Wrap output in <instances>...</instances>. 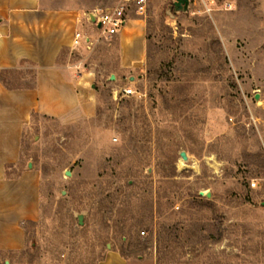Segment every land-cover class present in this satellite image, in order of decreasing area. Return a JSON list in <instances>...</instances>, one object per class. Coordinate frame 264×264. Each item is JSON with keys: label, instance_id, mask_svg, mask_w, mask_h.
Wrapping results in <instances>:
<instances>
[{"label": "rangeland", "instance_id": "1", "mask_svg": "<svg viewBox=\"0 0 264 264\" xmlns=\"http://www.w3.org/2000/svg\"><path fill=\"white\" fill-rule=\"evenodd\" d=\"M228 1L208 14L148 0L113 38L84 24L94 45L62 61L96 112L33 115L19 168L40 175L41 213L0 264H98L109 250L130 264H264V0ZM34 78L25 66L9 82Z\"/></svg>", "mask_w": 264, "mask_h": 264}, {"label": "crops", "instance_id": "2", "mask_svg": "<svg viewBox=\"0 0 264 264\" xmlns=\"http://www.w3.org/2000/svg\"><path fill=\"white\" fill-rule=\"evenodd\" d=\"M86 12L69 0H0V70L32 66L36 83L9 89L0 82V253L23 250L24 224L41 213L40 175L19 168L33 115L72 123L96 112L89 83L61 58ZM98 264L130 263L109 250Z\"/></svg>", "mask_w": 264, "mask_h": 264}, {"label": "built area", "instance_id": "3", "mask_svg": "<svg viewBox=\"0 0 264 264\" xmlns=\"http://www.w3.org/2000/svg\"><path fill=\"white\" fill-rule=\"evenodd\" d=\"M191 5L198 6L204 13L208 14L220 8V6L227 9H231L233 6L228 0H189L187 9ZM131 10H134L138 16H146L148 12V0H122L116 7L106 9L96 8L84 13L81 20L83 25L77 28L72 36V51L80 48H90L94 45L92 37L85 31L84 24H87L103 37L113 38L121 34L129 22H131L132 19L129 14ZM122 92L124 96H130L135 91L132 88H125ZM250 186L252 189H256L259 188L260 184L257 180H254ZM142 234L144 235L145 232H142Z\"/></svg>", "mask_w": 264, "mask_h": 264}, {"label": "trees", "instance_id": "4", "mask_svg": "<svg viewBox=\"0 0 264 264\" xmlns=\"http://www.w3.org/2000/svg\"><path fill=\"white\" fill-rule=\"evenodd\" d=\"M62 55H63V52H62ZM61 58H62V56H61ZM14 73H20V70H18V69L0 70V82L3 83V85H5L9 89H32V88H35V86H36L35 78H34V82L32 84H14V83H10L9 82L10 74H14ZM114 251H117V250H114ZM117 252H119V251H117ZM119 253L124 258H126L125 255L122 253V251H120Z\"/></svg>", "mask_w": 264, "mask_h": 264}, {"label": "water", "instance_id": "5", "mask_svg": "<svg viewBox=\"0 0 264 264\" xmlns=\"http://www.w3.org/2000/svg\"><path fill=\"white\" fill-rule=\"evenodd\" d=\"M188 4H189V0H177L176 2V6L179 8V9H184V10H187L188 8ZM133 80V78H132ZM181 157L184 159V160H187V156L185 153H182L181 154ZM8 264V263H6Z\"/></svg>", "mask_w": 264, "mask_h": 264}]
</instances>
